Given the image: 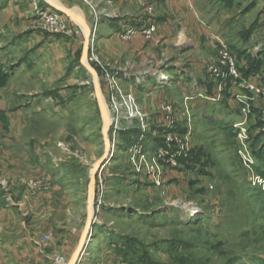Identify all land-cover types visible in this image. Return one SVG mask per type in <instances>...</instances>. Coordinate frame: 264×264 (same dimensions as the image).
I'll return each instance as SVG.
<instances>
[{
	"label": "rangeland",
	"instance_id": "374dc122",
	"mask_svg": "<svg viewBox=\"0 0 264 264\" xmlns=\"http://www.w3.org/2000/svg\"><path fill=\"white\" fill-rule=\"evenodd\" d=\"M54 1L85 23L80 1L0 0V233L70 235L66 264L83 237L76 264H264V0H192L200 30L174 33L171 60L135 0L130 39L97 46L90 28L106 124ZM135 36L153 47L128 52Z\"/></svg>",
	"mask_w": 264,
	"mask_h": 264
},
{
	"label": "crops",
	"instance_id": "0c3cea01",
	"mask_svg": "<svg viewBox=\"0 0 264 264\" xmlns=\"http://www.w3.org/2000/svg\"><path fill=\"white\" fill-rule=\"evenodd\" d=\"M74 1L82 2L78 6L79 10L77 9V11L80 17L83 16L82 19L86 24H82L90 35V28H93L94 25L96 26L95 33L97 32L98 36L94 40L97 46L106 45L105 43L109 39L116 38L119 32H123L124 29L130 26H137L138 9L133 0ZM155 1L156 10H154V17L156 20H153V22L156 23L159 47L163 48L164 57L171 60L173 58L170 53L173 50V45L177 47L174 42L177 35H174V33L177 34L179 32V40L181 35L187 38L189 32L200 30L198 12L192 6V0ZM143 42L144 40L141 36H135L132 43L128 46V52H142V47L146 44L147 48L153 47L152 44ZM179 45H181V42ZM153 62L157 61L154 59ZM1 64H3V68L2 70L0 69V94L7 96V88H9L7 85L12 76L11 73H7L5 62H1ZM9 75L10 78L7 80ZM1 97L0 95V129L2 132L7 133V127H11L12 118L10 120L7 115L6 99L2 101L4 97ZM0 193L3 195L7 193L6 186L2 185L1 182ZM1 198L0 207L7 208V197L5 199ZM33 238L29 237L28 232L15 233L13 236L7 231L0 233V264H66L72 248V244L69 241L70 235H63L62 246H57V242L55 243L51 233L44 234L39 239L38 237L34 238V241L32 240Z\"/></svg>",
	"mask_w": 264,
	"mask_h": 264
},
{
	"label": "water",
	"instance_id": "95a60500",
	"mask_svg": "<svg viewBox=\"0 0 264 264\" xmlns=\"http://www.w3.org/2000/svg\"><path fill=\"white\" fill-rule=\"evenodd\" d=\"M51 7H54L56 10L62 12L65 16L69 17L72 19V17H70V15L67 13V10L63 9L62 7H60V9L56 8L54 5L50 4ZM77 26H79V28L83 31L84 33V37H85V41H84V46H83V53H82V57H81V64L88 70V72L93 76V86H94V91H95V95L97 100L99 101L100 104V108L103 112V116L105 119V124L107 122V116L105 113V110L103 108V104L101 103L100 99H99V83H98V77L96 75V73L89 67V65L86 62V54L89 50V43L91 41V35L87 32V30L84 28V25L82 23H76ZM92 175V172H91ZM92 198H91V193L89 196V207H88V223H91V219H92ZM84 243V237L82 238V240L80 241L79 247L77 248V250L75 251V253L73 254V256L71 257L70 261L68 264H76L80 250L83 246Z\"/></svg>",
	"mask_w": 264,
	"mask_h": 264
},
{
	"label": "built area",
	"instance_id": "2783aa9c",
	"mask_svg": "<svg viewBox=\"0 0 264 264\" xmlns=\"http://www.w3.org/2000/svg\"><path fill=\"white\" fill-rule=\"evenodd\" d=\"M135 1L141 7V9L145 10L146 16H148V17L153 16L154 7H153L151 0H135ZM140 31L144 35H147L146 37H150L152 35V33H154V31H155V27L153 25H150L147 29L143 30V28H142ZM123 32H124V35H123L122 39H130L131 37L136 35V31L134 28H127ZM228 72L231 75L235 74V71H234L232 64H229ZM167 78H165V79L167 80ZM166 80H164V81H166ZM127 99H129V100H125V108L127 109V111H129V113H130L129 118L131 119V118H134L133 112H136V111L138 112V109L135 105V102H133V100L130 97H128ZM131 114H133V116H131Z\"/></svg>",
	"mask_w": 264,
	"mask_h": 264
},
{
	"label": "bare ground",
	"instance_id": "6f19581e",
	"mask_svg": "<svg viewBox=\"0 0 264 264\" xmlns=\"http://www.w3.org/2000/svg\"><path fill=\"white\" fill-rule=\"evenodd\" d=\"M51 4H53L56 8H58V9H60V5H59V3L56 1H54V3L53 2H50ZM67 13L70 15V17H72V21L74 22V23H82V21H79V20H77L76 18H74L73 16H71V13H70V11H68L67 10ZM168 79V78H167ZM162 80L164 81V80H166L165 78H162Z\"/></svg>",
	"mask_w": 264,
	"mask_h": 264
}]
</instances>
